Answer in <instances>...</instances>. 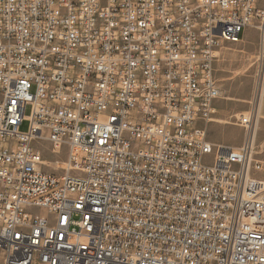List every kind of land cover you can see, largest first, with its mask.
<instances>
[{
  "label": "built area",
  "instance_id": "obj_1",
  "mask_svg": "<svg viewBox=\"0 0 264 264\" xmlns=\"http://www.w3.org/2000/svg\"><path fill=\"white\" fill-rule=\"evenodd\" d=\"M247 27L262 59L264 0H0V264H264L262 81L238 147L204 127Z\"/></svg>",
  "mask_w": 264,
  "mask_h": 264
},
{
  "label": "rangeland",
  "instance_id": "obj_2",
  "mask_svg": "<svg viewBox=\"0 0 264 264\" xmlns=\"http://www.w3.org/2000/svg\"><path fill=\"white\" fill-rule=\"evenodd\" d=\"M246 29V28H245ZM245 39L241 42H223L219 50V57L216 62L219 64V73L222 74V86L225 97L229 106L233 109L248 110V102L255 93L257 80L262 81L260 112L264 100V57L258 59V33L255 29L250 28L245 32ZM254 56L252 59L249 56ZM244 70H247L243 72ZM230 98V99H229ZM24 115H29V106L26 105ZM237 116V115H236ZM235 115L230 119L235 123ZM28 122L23 121L19 126L20 131H26ZM221 138L227 143H235L240 135V130L235 126H226L221 132ZM255 157L264 160V128L261 126V117L258 121V126L255 132ZM45 157L54 160L55 155L45 153ZM55 172L61 173L62 164H53ZM50 170V168H48Z\"/></svg>",
  "mask_w": 264,
  "mask_h": 264
},
{
  "label": "crops",
  "instance_id": "obj_3",
  "mask_svg": "<svg viewBox=\"0 0 264 264\" xmlns=\"http://www.w3.org/2000/svg\"><path fill=\"white\" fill-rule=\"evenodd\" d=\"M251 27H247L245 32ZM245 33H242V39H245ZM219 64L217 62L214 63V77L217 80V85L220 88L221 95L216 98L212 102V107L214 109V113L211 115V120L204 124L206 129L207 139L215 145H224L229 147H238L242 140L244 131L241 127L237 126L232 120H230L234 115H238L240 113H244L246 110L244 109H233L229 106V103L226 101L225 97L222 96L224 92L222 86V74L219 73L218 68ZM203 124V123H202ZM235 126L240 130V135L235 143H227L221 137V132L226 126ZM261 126L264 128V100L261 107Z\"/></svg>",
  "mask_w": 264,
  "mask_h": 264
},
{
  "label": "bare ground",
  "instance_id": "obj_4",
  "mask_svg": "<svg viewBox=\"0 0 264 264\" xmlns=\"http://www.w3.org/2000/svg\"><path fill=\"white\" fill-rule=\"evenodd\" d=\"M254 56L252 55V56H249V58H253ZM245 71H247V70H244L243 72H245ZM230 99V98H229ZM261 104V103H260ZM259 110H260V107H259ZM259 117H261V112L259 111ZM59 163H61L62 164V166H63V163L62 162H58L57 164H55V165H58ZM52 165H53V163H51Z\"/></svg>",
  "mask_w": 264,
  "mask_h": 264
}]
</instances>
